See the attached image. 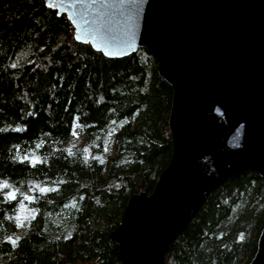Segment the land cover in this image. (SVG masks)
Here are the masks:
<instances>
[{"label": "trees", "instance_id": "1", "mask_svg": "<svg viewBox=\"0 0 264 264\" xmlns=\"http://www.w3.org/2000/svg\"><path fill=\"white\" fill-rule=\"evenodd\" d=\"M74 31L43 0H0V183L16 192L0 191V264H120L109 234L169 165L173 88L155 57L108 59ZM195 214L164 264H250L264 177L234 175Z\"/></svg>", "mask_w": 264, "mask_h": 264}, {"label": "water", "instance_id": "2", "mask_svg": "<svg viewBox=\"0 0 264 264\" xmlns=\"http://www.w3.org/2000/svg\"><path fill=\"white\" fill-rule=\"evenodd\" d=\"M108 59L145 49L173 88L172 155L152 194H132L109 234L120 264H164L207 196L264 177V0H43ZM250 264H264V228Z\"/></svg>", "mask_w": 264, "mask_h": 264}, {"label": "rangeland", "instance_id": "3", "mask_svg": "<svg viewBox=\"0 0 264 264\" xmlns=\"http://www.w3.org/2000/svg\"><path fill=\"white\" fill-rule=\"evenodd\" d=\"M168 168V167H167ZM7 185V186H4ZM4 189H7V196H9L10 198L14 199L16 197V192L11 189L10 184H8L7 182L3 181L0 183V191H3ZM30 211L27 210L24 207H21L20 211H19V219L22 222L21 225L26 224V218L30 215L29 213ZM34 210L31 211V214H33Z\"/></svg>", "mask_w": 264, "mask_h": 264}, {"label": "snow or ice", "instance_id": "4", "mask_svg": "<svg viewBox=\"0 0 264 264\" xmlns=\"http://www.w3.org/2000/svg\"><path fill=\"white\" fill-rule=\"evenodd\" d=\"M4 186H7V185H4ZM42 191H43V189H42Z\"/></svg>", "mask_w": 264, "mask_h": 264}]
</instances>
